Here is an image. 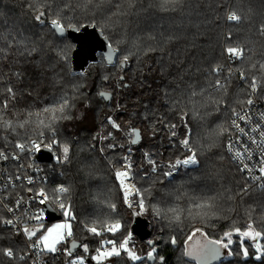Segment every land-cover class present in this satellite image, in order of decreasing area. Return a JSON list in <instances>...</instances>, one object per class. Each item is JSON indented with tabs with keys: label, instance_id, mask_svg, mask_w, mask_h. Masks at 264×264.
Returning <instances> with one entry per match:
<instances>
[{
	"label": "trees",
	"instance_id": "obj_1",
	"mask_svg": "<svg viewBox=\"0 0 264 264\" xmlns=\"http://www.w3.org/2000/svg\"><path fill=\"white\" fill-rule=\"evenodd\" d=\"M262 2L180 0L175 5H163V0H94L85 8L84 0H48L41 24L29 8L32 0H0V49L4 50L0 52V108L8 101L7 110L0 111V151L40 139L41 131L51 140L52 132L39 123L43 120L46 125L50 116L42 110L58 106L67 97L70 106L63 115L68 118L56 121L54 138L68 145V158L63 160L62 147L55 145L59 159L49 165V184L29 188L32 193L43 190L50 204L54 197L62 198L75 216L70 220L73 235L68 247L72 241L88 244V253L82 247L77 252L88 264H97L91 257L108 235L102 231L95 236L87 231L92 226L102 230L104 225L91 223L98 210L96 191L100 192L104 184L114 185L110 163L122 165L128 146L133 151L131 174L144 197L146 210L141 216L150 222L155 255L162 260L160 263L147 257L139 264H196L185 255L183 246L197 228L217 239L249 223L264 233V188L251 185L225 150L232 136L229 119L233 109L241 107L240 101L246 99L237 80H227L225 54L228 47L242 48L244 57L234 63V68L246 75L247 82L256 76L264 84V71L259 67L264 63ZM231 12L241 17L238 23L227 20ZM52 19H58L66 30L95 25L119 51L117 62L108 65L99 56L83 72L74 73L71 57L75 46L70 38L58 36ZM26 49L35 51L28 55ZM124 56H128V62L121 66ZM216 65L223 66L219 74L212 72ZM217 78L223 80L226 92L214 87ZM125 83L128 87H122ZM8 86L15 91V99L4 91ZM105 91L113 95L110 105L99 98ZM256 98L264 103V87H259ZM88 114L95 121L92 131L80 128V119ZM109 118L122 127L121 132L112 127ZM25 120L29 123L19 127ZM4 121H11L12 126L6 129ZM173 125L176 137L169 136L173 132L168 129ZM220 125L230 131L218 135ZM130 129L141 130L138 145L126 141ZM188 131L199 166L193 170L179 168L168 180L164 175L166 163L190 154L180 144ZM114 140L123 146L111 149ZM146 152L165 168L153 173L144 158ZM61 186L68 191L60 196L55 190ZM111 200L116 202L118 215L121 213L120 223L128 226L131 220L117 191L111 193ZM0 214L5 217L3 210ZM120 233L111 240L121 241ZM260 242L264 244V237ZM139 244L143 254L153 250L147 242ZM6 248H12L15 256L9 258L0 251V264H33L24 239L0 224V250ZM246 248L247 257L235 247L231 255L228 250L226 259L215 264H264V252L257 253L248 243ZM20 255L25 259L20 260ZM257 255L261 259L257 260ZM43 260L46 264H62L54 254L44 255ZM102 264L131 263L121 254Z\"/></svg>",
	"mask_w": 264,
	"mask_h": 264
},
{
	"label": "snow or ice",
	"instance_id": "obj_2",
	"mask_svg": "<svg viewBox=\"0 0 264 264\" xmlns=\"http://www.w3.org/2000/svg\"><path fill=\"white\" fill-rule=\"evenodd\" d=\"M179 2L180 0H163V5H168V4L175 5ZM93 3H94V0H84L83 6L87 8L88 5L93 4ZM99 3H103V0H99ZM46 6H49L48 0H43V2H40V0H32V3L29 4V8L32 9L36 13L34 16V19L41 24L44 23V19H43V17L45 16L44 8ZM67 6L68 5H65V7ZM97 6H99V4H97ZM227 20L238 23L241 20V17L238 16L235 12H231L230 14L227 15ZM51 25L53 29H55L57 32H60L61 34L63 33V26L61 25L58 19H52ZM262 32H264V29H262ZM18 43H22V41H19ZM3 51H4L3 49H0V52H3ZM25 51L27 52L28 55H31L32 51H35V49H26ZM227 52L229 53L231 58H242L243 57V49H241L240 47H228ZM110 57H111V53H109V58ZM127 62H128V56H124L123 60L121 61V66H123L124 64H127ZM255 67L256 66L253 65V68ZM259 67L262 71H264V63L260 64ZM222 69H223L222 65H216L213 67L212 72L215 74H219L222 71ZM16 75H19V73H16ZM229 75H231V70H229ZM0 79H3V77H0ZM104 79L107 80L108 77L105 76ZM120 79L121 81H123V77H121ZM241 79L242 80L246 79L243 72H241ZM122 87H128V85L125 83L122 85ZM214 87H216L217 89L223 88L225 92L227 91L226 85L222 84L219 78L216 79ZM258 87H264V84H261L258 78L256 76H253L251 78V83L249 84V88H250L249 96H251V94L256 93ZM4 91L8 94V97L10 99H15L16 93L11 86L6 87ZM100 95L105 98H110L108 94L104 92H101ZM193 95H196V93L194 92ZM214 103L219 104L221 103V101H215ZM240 103L242 104L246 103L247 105L250 106L253 104V100L249 98L246 101H241ZM69 106L70 105H69V101L67 97H64L62 98V101L60 102L58 106L45 107L42 110L44 113L50 114L48 123L46 125L43 120H39V123L42 126L47 127L49 131H51L53 134V138L50 140L49 143L44 144V147L51 150L53 145H60L62 147L63 158L65 160L68 158L69 147L67 144L61 145L60 142L54 138L55 137L54 124L59 119L68 118L63 114ZM7 108H8V101L5 100L3 102L2 108H0V111H6ZM57 113H59V115H57ZM28 115L31 116L32 113L29 112ZM36 115L39 117L40 113H36ZM233 117L234 118L231 120L232 127L237 129L238 132L243 133L244 135L248 136V139L251 141V143L255 144L257 148L260 150V157L256 165H251L248 162H245V158H247L248 161H251L254 155L252 149L250 148L248 144L242 145L243 151L239 149L234 150V145L230 141L227 145L228 151L230 153H233V159L239 161L240 164L242 165V167L240 168V171L247 172L249 174L250 179H252L253 181L260 182L259 187L264 188V113H260V120L257 121L253 126H251L248 132H246L245 128L241 127L240 124L238 123V121H244L247 124L252 120V117L248 114V112H244V114H241L239 112H236L235 109H233ZM28 123L29 121L25 120L23 123L19 125V127L23 128ZM109 123L112 125V127L116 129H119L120 127V125L117 124L111 118H109ZM11 126H12L11 121H4V127L6 129L10 128ZM172 127L174 128L175 126L173 125ZM229 131H230L229 128H226L223 125H220L219 131L217 134L223 135L225 133H228ZM250 133H257L259 136V140L257 139V136L250 135ZM39 135L43 137L44 132L41 131ZM173 135H175L174 132H173ZM131 142L133 144L136 143L135 140H132ZM41 143H43V141H40L38 143L37 141L33 140V141H30V144L32 145V147L29 149H26V145L23 143H17L15 147L19 149L21 153L25 152L26 150L29 152L33 150L38 151L40 149ZM180 144L184 146L185 148H189V150L191 151L188 138L181 140ZM109 147L114 148L115 145H109ZM209 147H211V145ZM145 155L148 156L149 154L146 153ZM11 158L13 160H19L20 156L17 153H13L11 154ZM8 159H9V154L4 151H0V160L7 161ZM57 159H59V157ZM124 160L127 161L128 157L125 156ZM149 163L155 165V162L151 160L150 158H149ZM197 163H198V160L196 158V154L195 152H192V154L187 156L186 158L178 159L176 163L172 165V168H176L177 165L187 166V165H195ZM20 167H23V165H20ZM129 168H130V165H128L123 171L117 170L115 175H116V178L120 182V187L123 189L124 202L127 203L129 207H133V204L129 202V197L134 194L139 197V200L136 203L138 207L142 210L145 204H144V197L141 193V189L137 188L134 183H126V181L130 180L129 170H128ZM153 171H155V167H153ZM254 171H258L259 175H252ZM164 175L171 176L172 171L170 170L164 173ZM20 179H21L20 175L15 176V180H20ZM26 179H27L28 184L33 183V180L31 177H26ZM8 181L9 183L13 182V177L11 175L8 176ZM28 191L32 192L33 189L29 188ZM55 191L57 193H66L68 189L61 186L57 188ZM37 195L41 197L39 199V203L42 205L49 199V197L44 193L43 190H40L37 193ZM6 200H7L6 197H0V212L6 209L8 213L12 214V218H6L2 214H0V224L11 226V228L16 229L17 233L21 231L23 232V234L26 236V238L30 242L29 247L31 249L36 250L34 252V256L36 258L33 260V264H44L43 259H42L44 255L55 254L60 251H62L66 255V257L69 258L66 261V264H85V258L83 255H79L75 258H72L73 257L72 248L76 247L75 241H72V248H68V247L59 248L58 247L59 245L65 244L67 241V238L72 237L73 235L72 224L68 221L75 220V216H73L70 213V211L66 209V206L62 200L57 199L55 197L53 198V202L57 203L59 208L63 210V214L67 219L63 223L53 224L52 226L47 227V228H45L44 224L42 223L43 217H44L43 210H40L36 215L33 216V215H30L28 209L25 208L22 214L20 216H17L16 212L20 210L21 205L24 202L23 197H18L15 200L14 206H10L6 202ZM111 207L115 209L114 204L111 205ZM23 218H27V220L37 221L38 227L30 228ZM175 219L179 220V216H176ZM21 223L23 224L22 229L17 227V225ZM120 228H121V223L119 220H116L112 223L104 222L102 230H98L96 226H92V227H87V231L92 233L95 236H100L102 234V231L116 233ZM235 231L240 235L242 239L243 238L251 239L254 242L253 246L255 247L257 253L264 252V244L259 243L260 238L264 237V233H262L261 231H256L252 223H249L247 225V230L245 231H241L240 229H236ZM38 232L40 233V235H37ZM224 235L225 237H227V243H224L222 239L221 240H205L203 243H200L199 241H197V244L199 247L196 249H186L185 255L191 256L197 260L203 259L207 256L217 257L219 255V248L221 247L228 248L233 243L231 239V236H232L231 232H226ZM33 237H35L34 240H33ZM130 238H131V234L129 233V235L125 237L122 240V242H120L118 245H117V242L114 240L103 241L101 244V247H98L96 249V254L93 255L91 259L97 261V264H102L104 260H107L111 257H120L121 253L124 252L127 254L128 258L132 261L141 260L142 257H140L133 250H130L128 248ZM191 239L192 237L189 236V240ZM175 242H176L175 239H173L172 243H175ZM149 244H152V241H149ZM105 245H111V247L108 248V247H105ZM213 246H217V247H213ZM81 247L83 248L84 253L89 252L88 244L86 243L82 244ZM0 251L3 252V255L9 258H13L15 256V253L12 248H6ZM154 252H155V248H153V250L148 253V259H154V256H153ZM231 254L232 253L229 252V255ZM242 254L244 257H247L249 255L248 249L242 248ZM255 258L259 260L261 259V255H257ZM19 259L24 260L25 259L24 255H20Z\"/></svg>",
	"mask_w": 264,
	"mask_h": 264
},
{
	"label": "built area",
	"instance_id": "obj_3",
	"mask_svg": "<svg viewBox=\"0 0 264 264\" xmlns=\"http://www.w3.org/2000/svg\"><path fill=\"white\" fill-rule=\"evenodd\" d=\"M225 56L227 57V65H228L229 69L231 70V75H229V76H233L235 74L238 77L239 83H243L245 81V79L242 80L241 74H238L236 72V70H234L232 67V63H234L236 58H231L228 52H226ZM250 98L253 100V104L250 106L247 105V107H245L244 109L237 111L241 114H244V112H248V114L252 117V120L247 124L244 121H238L240 126L245 128L246 132H248L249 128L251 126H253L257 121L260 120V113H264V103L262 101H260L258 98H256L255 93L251 94ZM231 127H232V125H231ZM250 135L257 136V139L259 140V136L257 133H250ZM34 140L37 141L38 143L40 141H43V143L40 144V149L38 151L33 150V151L29 152L26 150L25 152L21 153L19 151V149H17L16 147L10 148V149L6 148V150L4 151V152L9 154V159L7 161L0 160V197H6L7 198L6 202L10 206H14L15 200L18 197H23L24 202L21 205L20 210H18L16 212V215L20 216L25 208H27L29 211V214L33 215V216L36 215L40 210H43L44 217H43L42 223L45 224V223H47V220H46V210H45L44 204L49 203V202L46 201L43 205L40 204L39 199L41 197H39L37 195L38 192L32 193V192H29L28 189H29V187L36 186L39 184H42V185L49 184L50 174H51V172H49V165L53 164L54 161L57 160V156L54 153L55 145H53V147L51 148V151L53 153L52 163H49V164L39 163L37 161L38 153L40 150L47 149L44 147V144L49 143L50 140L48 141L44 137H42L40 139H34ZM230 141L234 145V150L239 149V150L243 151L242 145L248 144L250 146V148L252 149L254 155H253V158L251 161H248L247 158H245V162H248L251 165L257 164L259 157H260V150L257 148V146L255 144L251 143V141L248 139V136L244 135L243 133L238 132L237 129L232 127V136L227 140V143H226L227 155L231 157L233 162L240 169L242 167V165L240 164L239 161L233 159V153H230L228 151L227 145ZM23 144L26 145V149H29L32 147L30 142L29 143H23ZM13 153L19 154L20 159L19 160H13L11 158V154H13ZM20 165H23V167H20ZM52 170L53 169H51V171ZM31 171H33V172L31 173ZM243 174L246 176V178L251 183V185L254 184V185L259 186L260 182L253 181L252 179H250L249 174L247 172H243ZM9 175H11L13 177L12 183H9V181H8ZM16 175H20L21 179L15 180ZM252 175H259V173H258V171H254L252 173ZM129 176H130V180L126 181V183H132L131 174H129ZM26 177H31L33 180V183L28 184ZM117 181H118V184L120 186V182L118 179H117ZM120 189H122V188L120 187ZM122 191H123V189H122ZM63 194L64 193H59L60 196ZM132 196H134V194L129 197L130 203H131V197ZM59 199L62 200L61 197ZM50 205H52L53 208L56 210V212L59 215H61V220L65 221L67 219L63 214V210H61L59 208L57 203L52 201ZM65 206L67 209L68 208L67 205H65ZM3 212H4V215L6 218H12V214L8 213L6 209H4ZM23 219L25 220V222L28 224V226L30 228H34L35 226L38 225V222L35 220H27V218H23ZM17 227L22 229L23 224L22 223L18 224ZM6 228L7 229L9 228L14 233L20 235L24 239L25 244H26V248L28 249V254L31 256V259L33 261L36 258L34 256V252L36 250L31 249L29 247L30 242L28 241L26 236L23 234V232L21 231V232L17 233L16 229L11 228V226H6ZM71 238L72 237L67 238L66 243L59 245L58 247L59 248L68 247V242ZM54 255L56 257V260L62 264H66V261L69 259L68 257H66V255L62 251L57 252ZM77 256H79L78 253H75V254H73L72 258H75ZM43 262H44V260H43ZM44 264H46V263H44Z\"/></svg>",
	"mask_w": 264,
	"mask_h": 264
},
{
	"label": "rangeland",
	"instance_id": "obj_4",
	"mask_svg": "<svg viewBox=\"0 0 264 264\" xmlns=\"http://www.w3.org/2000/svg\"><path fill=\"white\" fill-rule=\"evenodd\" d=\"M261 5H263V7H264V2H262L261 3ZM263 11V10H262ZM264 12V11H263ZM242 49V48H241ZM243 57H244V51H243ZM243 57L242 58H236L235 59V61H234V63L236 62V61H240L241 59H243ZM102 58V57H101ZM103 59V58H102ZM234 63H232V67H233V69L234 70H236V72L238 73V74H241V70L239 71V69H236V67L234 68ZM227 67H228V65H227ZM228 70H230L229 69V67H228ZM245 76V78H246V75H244ZM235 79V80H237V84H239L240 86H242L243 88H244V90L242 91V93H245L246 94V99L244 100H241V101H246L247 99H249L250 98V96H249V93H250V88H249V84L251 83V80L249 81V82H247V80L245 79V81L243 82V83H239V80H238V77L234 74L233 76H229V74H228V76H227V80L228 79ZM221 81V83L223 84V80H220ZM245 91H247V92H245ZM258 91H259V87H258V89H257V91H256V93H258ZM256 93H255V96H256ZM240 101V102H241ZM241 104V107H239V108H237V109H235L236 110V112L237 111H239L240 109H242V108H244L247 104L245 103V104H242V103H240ZM89 115V114H88ZM85 115H83V118L82 117H79V118H82V119H80L81 121V124H80V128H83L82 130H89V131H92V129L95 127V121H94V117H92V115H89V116H86V117H84ZM232 118H233V116L229 119V121L231 122V120H232ZM117 123V122H116ZM118 124V123H117ZM230 125V124H229ZM121 128L122 127H119V129H116V130H121ZM170 132H174V128L173 127H170L169 129H168ZM122 131V130H121ZM120 131V132H121ZM113 133V132H112ZM133 135H134V131H132L131 129H130V131L129 132H127L126 134H125V139H126V141L129 143V142H131L132 141V139H133ZM170 137H176L177 136V133H175V135H173V134H171V135H169ZM190 137H191V132L190 131H188L187 132V134H186V137L185 138H188L189 139V142H190ZM184 138V139H185ZM102 139V138H101ZM103 140V139H102ZM111 145H115V147L113 148V147H111V149H116V148H119V147H121V146H123V145H121V146H119V144H117L116 142H115V140L112 142V144ZM117 145V146H116ZM190 147H191V144H190ZM184 148V147H183ZM185 149V151H189L190 152V154L189 155H191L192 154V152H195L194 151V149H192V147H191V151L189 150V148H184ZM225 150H226V147H225ZM104 152H106V151H104ZM149 154L148 156H146L145 154ZM145 154H144V158L145 159H147L148 160V164H150L149 163V158L151 159V160H153L154 162H155V165H153V164H151L152 165V172L153 173H155L159 168H161L162 166H163V168H165V166L167 167V168H165L166 169V172H168V171H172V175L171 176H166L167 177V179L168 180H170V179H172L173 178V174L175 175V174H177V171H178V169L179 168H182V169H189V170H193L194 168H197L198 166H199V158L198 157H196L197 158V160H198V163L197 164H195V165H187V166H183V165H177L176 166V168H172V165L173 164H175L176 163V161H175V163H171L170 161L168 162V163H166V165L164 166L163 164H160L159 162H158V160L157 159H152V154L151 153H149V152H146ZM133 154V151H132V149L128 146V149H127V151L124 153V155L122 156V158H121V160H123V162H122V165H119V166H114V164L111 162L110 163V167H111V169H112V171H113V179H114V185L113 184H110V183H108V184H104L103 186H102V188H101V191L99 192V190L100 189H97V194H98V201H97V203H95L96 205L98 204V210H96V213H95V217H94V219L92 220V222L91 223H95V224H97V222H108V223H112V222H114V221H116V220H119V218L121 219V213H120V211H119V215H118V213L116 212V208L115 209H113L112 207H111V205H115L116 206V202H114V200L112 201L111 200V193L113 194L114 192H116L117 191V194H119L120 195V197H121V203H123V205H122V207L124 206V208L127 210V212H126V214H128L127 216H129L130 217V220H131V223L128 225V226H123L122 224H121V228L116 232V233H112V232H107V231H104L103 232V234H108V235H106V240H111V238H115L118 234V232L120 233L119 235L124 239L125 237H127L128 235H129V233L131 234V238H130V240H129V244H128V248L130 249V250H133L137 255H139L140 257H142V259L141 260H139V261H132V260H130L129 258H128V256H127V254L126 253H124V252H122L121 254L122 255H125L126 256V258L130 261V263L131 264H139L140 262H142L143 260H145L147 257H148V253L149 252H151V251H148V252H145V254H143V246H141L140 244H139V242H140V240H137V239H135L136 237L132 234V232H131V226L133 225V223H134V221H135V219L136 218H138V216H141L144 212H145V210H146V208H145V206H144V208L141 210L139 207H138V205H137V201L139 200V197L138 196H136V195H134V196H132L131 197V203L133 204V207H129L125 202H124V193H123V191H122V189H120V186H119V184H118V181H117V178H116V175H115V173H116V171L117 170H121V171H123V170H125V168L128 166V165H130V168L128 169L129 170V174H131V165H132V160H131V155ZM62 155V158H63V154H61ZM188 155V156H189ZM125 156H127L128 157V160L127 161H125L124 160V157ZM179 159H182V158H179ZM63 160H64V158H63ZM153 167H155V171H153ZM165 172V173H166ZM134 177H133V174H131V179H132V183H134L135 184V181H134V179H133ZM136 186V185H135ZM258 188H260L259 186H258ZM118 189V190H117ZM260 189H262V188H260ZM119 201H120V199H119ZM118 216H119V218H118ZM63 222H65L64 220H61V221H57V222H53V223H51V224H49V223H45L44 224V227L45 228H47V227H50V226H52L53 224H57V223H63ZM68 222H70V220L68 221ZM71 223V222H70ZM94 224V225H95ZM35 227H38V225L37 226H35ZM34 227V228H35ZM241 231H245V230H247V226L245 227V228H239ZM256 231H258L256 228H254ZM197 230H199V231H197ZM236 230V229H235ZM235 230H230V231H227V232H231L232 233V236H231V239H232V241H233V243L228 247V248H219V255L217 256V257H220V258H222V259H225L228 255H227V253H226V251L227 250H229V252H231L232 253V249L234 248L235 249V247H239V248H246V245H247V243L249 244V245H251V246H253V244H254V242L251 240V239H248V238H241L240 237V235L235 231ZM41 231H43V230H41ZM39 233V232H38ZM202 234V235H204V236H206V238H204V237H202V236H200V235H198V234ZM39 235H40V233H39ZM189 236H191V237H193V240L192 241H188L189 240ZM188 237H187V239H186V243H184V246H183V252H185V250H186V246L188 247V249H196V248H198L199 246H198V244H197V241H199L200 243H203L205 240H211V239H213V240H223V242L224 243H227V237H225V235H223L222 237H220V238H211V237H209L208 236V234H207V232H205L204 230H201V229H199V228H197L196 229V231H194V232H192V233H190V235H189ZM208 238V239H207ZM122 239V240H123ZM122 240L121 241H119V242H117L118 244L120 243V242H122ZM260 240H261V238H260ZM260 240H259V243H261L260 242ZM149 241H152L153 242V240H152V238L149 240ZM148 241V242H149ZM142 242V241H141ZM105 247H108V248H110L111 247V245H105ZM213 247H217V246H213ZM143 251V252H142ZM228 252V251H227ZM153 256H154V260H157L158 262H162V260H161V258H158L156 255H155V252L153 253ZM191 257V256H190ZM114 257H111V258H109V259H107V260H104L102 263H105V262H110V261H112V259H113ZM193 258V257H192ZM193 259H195V258H193ZM212 259V256H207V257H205V258H203V259H200V260H197V259H195V261H196V264H206V263H208V262H210V260ZM93 262H95V263H97V261H95V260H93ZM85 264H88L86 261H85Z\"/></svg>",
	"mask_w": 264,
	"mask_h": 264
},
{
	"label": "water",
	"instance_id": "obj_5",
	"mask_svg": "<svg viewBox=\"0 0 264 264\" xmlns=\"http://www.w3.org/2000/svg\"><path fill=\"white\" fill-rule=\"evenodd\" d=\"M52 26V25H51ZM53 28V27H52ZM57 32L55 29H53ZM59 37H68L72 41L75 46V50L72 53V70L73 72H83L90 63L98 61L99 56H102L103 59L106 60L108 65H113L117 62V57L119 51L115 50L112 45H110L109 40L105 37L104 33L94 25L93 27L84 26L81 29L70 28L68 30L63 27V33L57 32ZM109 53H111V57L109 58ZM108 94L110 98L102 97L99 94V98L104 101V103L111 104L113 95L110 92H104ZM136 143L132 146L138 145L142 141V133L141 130L135 129L133 139ZM37 161L39 163H52L53 161V153L49 149L40 150L37 156ZM33 171H31L32 173ZM46 210V220L47 223L51 224L53 222L61 221V215H59L52 205L49 203L44 204ZM132 234L142 242H147L149 244V240L152 237V231H150V222L147 218L138 216L135 219L133 225L131 226ZM151 248H153L154 242L149 244ZM72 248V242L70 243V247ZM81 250V244L76 243V247L72 248L73 254L77 253ZM228 251V250H227ZM226 253L228 254V252ZM226 259V258H225ZM194 260V259H193ZM220 260H223L220 257H212L210 262L206 264H215ZM195 261V260H194ZM196 262V261H195Z\"/></svg>",
	"mask_w": 264,
	"mask_h": 264
},
{
	"label": "crops",
	"instance_id": "obj_6",
	"mask_svg": "<svg viewBox=\"0 0 264 264\" xmlns=\"http://www.w3.org/2000/svg\"><path fill=\"white\" fill-rule=\"evenodd\" d=\"M198 235H200V236H202V237H204V238H206V236H204V235H202V234H198ZM193 240V237H192V239L191 240H188V241H192ZM186 249H188V247L186 246ZM189 258H191V259H193L192 257H190V256H188ZM195 260V259H194Z\"/></svg>",
	"mask_w": 264,
	"mask_h": 264
}]
</instances>
